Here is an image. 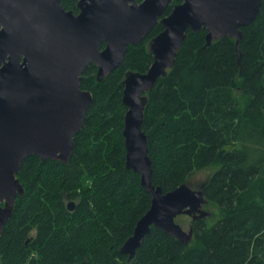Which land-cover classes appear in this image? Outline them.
Returning <instances> with one entry per match:
<instances>
[{
	"label": "trees",
	"instance_id": "trees-1",
	"mask_svg": "<svg viewBox=\"0 0 264 264\" xmlns=\"http://www.w3.org/2000/svg\"><path fill=\"white\" fill-rule=\"evenodd\" d=\"M76 2L60 4L77 11ZM161 29L129 45L103 80L86 67L80 87L92 100L66 163L35 154L21 161L24 193L0 234V264H264V0L241 27L239 62L234 39L205 45L204 28L188 30L144 109L152 183L170 191L213 167L202 192L218 218L192 219L187 244L152 226L132 259L120 251L151 199L125 166L122 80L149 67L146 42Z\"/></svg>",
	"mask_w": 264,
	"mask_h": 264
},
{
	"label": "water",
	"instance_id": "water-1",
	"mask_svg": "<svg viewBox=\"0 0 264 264\" xmlns=\"http://www.w3.org/2000/svg\"><path fill=\"white\" fill-rule=\"evenodd\" d=\"M60 1L0 0V234L16 197L24 193L16 176L21 161L31 154L68 161L92 100L91 91L80 87L86 67L93 64L96 80H103L121 64L127 47L159 22L163 29L148 42L149 67L127 70L122 80L125 166L139 173L151 199L120 251L132 259L152 226L189 243L191 227L185 231L175 218L208 216L201 208L207 203L203 184L194 188L185 182L163 192L152 183L141 128L147 93L173 67L188 30L204 28L205 45L225 36L234 39L239 62L241 27L256 19L262 0H182L167 15L172 0H78L77 13ZM74 206L73 200L67 202L69 210Z\"/></svg>",
	"mask_w": 264,
	"mask_h": 264
},
{
	"label": "rangeland",
	"instance_id": "rangeland-1",
	"mask_svg": "<svg viewBox=\"0 0 264 264\" xmlns=\"http://www.w3.org/2000/svg\"><path fill=\"white\" fill-rule=\"evenodd\" d=\"M146 48L148 49V42L146 43ZM147 96H148V93H147ZM213 170H214L213 167H207V168L201 169L197 171L193 176H191L188 179L187 183L190 184L192 187L197 188L200 184L204 183L208 179L209 175L211 174ZM201 208L208 212V216H206L207 217L206 219H208L209 221H212L218 218L219 212H218L217 207L214 204L208 202L202 205ZM191 220L192 219L190 215H187V214H180L175 218V221L179 223L185 231H188ZM34 233L35 231L32 230L30 232V235H33Z\"/></svg>",
	"mask_w": 264,
	"mask_h": 264
},
{
	"label": "flooded vegetation",
	"instance_id": "flooded-vegetation-1",
	"mask_svg": "<svg viewBox=\"0 0 264 264\" xmlns=\"http://www.w3.org/2000/svg\"><path fill=\"white\" fill-rule=\"evenodd\" d=\"M77 1H78V0H77ZM137 1L140 2L141 0H140V1L137 0ZM181 1H182V0H180L179 2H176V3H180ZM171 2H172V1H171ZM171 2H170V3H171ZM76 3H77V2H76ZM176 3H173L172 6H173L174 4H176ZM172 6H171V8H172ZM76 8H77V6H76ZM171 8H170V10H171ZM170 10H169L167 13H166V10H165L164 13H163V15H167V14L170 12ZM77 12H78V9H77V11H73V13H77ZM163 15H162V16H163ZM160 18H161V17H159V19H160ZM156 24H160V23L157 22ZM156 24H155V25H156ZM155 25H154V26H155ZM160 25H161V24H160ZM154 26H153V27H154ZM161 26H162V25H161ZM153 27H152V28H153ZM152 28H151V29H152ZM162 29H163V27H162ZM162 29H161V30H162ZM161 30H160V31H161ZM149 32H150V31H149ZM148 34H149V33H148ZM148 34L146 35V37L148 36ZM157 34H158V33H157ZM157 34H156V35H157ZM146 37H145V38H146ZM152 37H154V36H152ZM152 37H150V38L147 40V42H149V40H150ZM143 39H144V38H143ZM141 41H142V40H141ZM147 42H146V43H147ZM102 47H103V44H100V48H102ZM151 56H152V55H151ZM151 62H152V61H151ZM69 201H70V200H69ZM67 202H68V201H67Z\"/></svg>",
	"mask_w": 264,
	"mask_h": 264
}]
</instances>
